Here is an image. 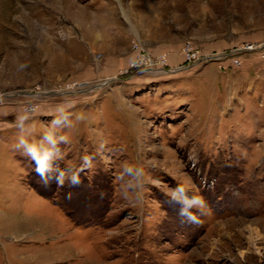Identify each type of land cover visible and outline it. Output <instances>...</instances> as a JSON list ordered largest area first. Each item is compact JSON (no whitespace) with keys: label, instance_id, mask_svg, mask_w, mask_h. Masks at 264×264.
Masks as SVG:
<instances>
[{"label":"rangeland","instance_id":"374dc122","mask_svg":"<svg viewBox=\"0 0 264 264\" xmlns=\"http://www.w3.org/2000/svg\"><path fill=\"white\" fill-rule=\"evenodd\" d=\"M59 103L82 119L56 163L94 157L63 188L15 148L21 108L39 135ZM178 181L198 224L167 202ZM0 264H264V0H0Z\"/></svg>","mask_w":264,"mask_h":264},{"label":"clouds","instance_id":"9594fccd","mask_svg":"<svg viewBox=\"0 0 264 264\" xmlns=\"http://www.w3.org/2000/svg\"><path fill=\"white\" fill-rule=\"evenodd\" d=\"M21 67H24L21 65ZM70 104L59 103L55 106L50 116L54 117L51 124L37 135L36 128L30 123L35 108L23 107L16 118L17 143L15 148L24 156L28 157L35 164V172L45 185L55 182L58 188L78 185L81 182L80 173L85 169H91L93 156L85 155L79 167L66 165L61 167L57 161L63 162L64 149L70 143L68 132L73 129L74 119L80 120L81 117H73L70 114ZM61 126L69 131L57 135ZM39 136V138H37ZM103 145L100 146L102 150ZM99 152V150H98ZM146 170L140 158H136L135 163H125L121 173L117 177L120 181L121 196L123 199L136 207L142 204L144 199ZM167 202L171 206H179V215L190 224H198L199 216L205 213V198L193 192L185 182L178 181L174 187L165 192ZM72 193L67 194L71 199Z\"/></svg>","mask_w":264,"mask_h":264},{"label":"built area","instance_id":"2783aa9c","mask_svg":"<svg viewBox=\"0 0 264 264\" xmlns=\"http://www.w3.org/2000/svg\"><path fill=\"white\" fill-rule=\"evenodd\" d=\"M135 47L137 49V57L135 58V61H134V67L135 68H138V69L142 68L147 59L150 60L149 66H147L148 69H155V68L158 69V68L163 67V66H159L160 65L159 63L155 62L151 57H149L148 54L145 53L144 49L141 48L138 44H135ZM154 66H155V68H154Z\"/></svg>","mask_w":264,"mask_h":264},{"label":"bare ground","instance_id":"6f19581e","mask_svg":"<svg viewBox=\"0 0 264 264\" xmlns=\"http://www.w3.org/2000/svg\"><path fill=\"white\" fill-rule=\"evenodd\" d=\"M252 230H254V229H252ZM253 233V232H252ZM259 233V232H258ZM242 234V233H241ZM257 237H259V234H257ZM251 247H252V249L254 248V250H256L255 252L256 253H261V249H260V247L259 246H257V244H256V239H253V241H252V244H251ZM251 249V248H250ZM247 250V251H242L240 254H241V257H244L245 256V254H246V256H247V254L248 255H250V254H252V251L251 250ZM231 256V255H230ZM236 259V258H235Z\"/></svg>","mask_w":264,"mask_h":264}]
</instances>
